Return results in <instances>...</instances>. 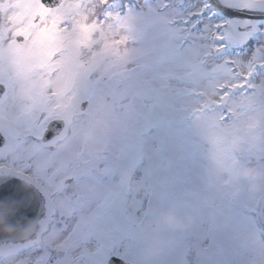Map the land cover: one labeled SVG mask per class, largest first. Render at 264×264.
<instances>
[{
    "label": "rangeland",
    "instance_id": "1",
    "mask_svg": "<svg viewBox=\"0 0 264 264\" xmlns=\"http://www.w3.org/2000/svg\"><path fill=\"white\" fill-rule=\"evenodd\" d=\"M136 1L122 0L119 4L123 9L122 15L116 20L115 33L119 39L128 38L124 46L120 45L124 49L122 54L117 57L112 51L104 54V41L101 49V42L91 41L93 46L87 79L92 82L90 100L93 112L89 126L84 128L85 131L87 129L86 136L82 137L84 129H80L78 135H81L76 134L77 137L68 143H65L67 137L58 140L55 143L58 148L52 155L43 151L44 162L48 158L52 159L45 162L44 175L53 177L41 185L44 200L40 224L49 225L44 240L59 249L52 262L37 259L39 264H69L73 256L93 251L104 242L114 243V247H124L121 251L128 252L129 256L135 250L132 247L138 244L145 248V256L157 257L162 261L160 264L176 263L183 256L184 231H190L194 227L193 223L201 225L200 215L210 209L225 220H216L215 233L201 230L199 240L204 245L216 243L222 246L228 250L222 252L225 257L241 256L246 237L255 232L252 214L256 213L257 200H248L247 204L239 202L240 196L234 189L239 179V168L249 164L251 153L259 156L257 144L251 140L234 145L230 154L220 162H216L211 154L214 147L225 140L226 128L237 123L231 116L222 120L225 112L220 106L238 105L244 93L226 96L219 104L208 101L211 94L220 100L221 95L216 94V89L224 81L203 80L201 77L207 66L198 65L200 57L197 49L204 48L201 36L205 43L211 41V32L198 35L199 32L195 31L192 33L194 41L191 45L183 46L181 54L168 57L169 62L166 59V65L171 67L172 73L171 102L164 103L161 100L163 97H155L148 85L145 67L150 58L151 61L162 59L154 57L161 56L157 49L166 48L164 45L168 38L170 48H176L175 39L182 37L181 25H173L171 19L191 10L180 9L179 5L184 0H142V6L138 5L136 10ZM69 2L63 0L64 11H67ZM165 4L169 5L168 8H164ZM70 16L66 14V20ZM107 18L108 23L115 20L111 15ZM165 18L168 26H165ZM71 19L72 27L81 24L75 17ZM192 20L195 18L192 17ZM215 23L217 21L208 19L203 27ZM75 31L72 29L64 33L70 35ZM156 35L164 45L158 42L157 46L152 40ZM254 43L253 40L250 47L242 48L246 53L245 58L251 55ZM117 44L114 43L113 47ZM74 56L73 49L66 55L72 61ZM133 61L137 64H133ZM103 65H108L110 72H115L118 67V70H127L128 74L133 65L139 66L140 84L134 89L116 83L102 88L99 82L108 71ZM47 68L45 66L44 70L45 95L50 86L47 83L50 80L48 73L46 75ZM244 70L242 66L241 72ZM186 71L190 74V80L185 82L178 76ZM53 77L57 82L61 79L56 74ZM253 83L257 85L254 96L258 101L253 114L264 121V83L260 78H255ZM196 88L203 91L204 96L200 99L204 100L200 108L188 110L198 100L191 96ZM133 91L137 94H133ZM48 102L45 101V105ZM48 106L52 108L50 104ZM47 113L54 114L51 111ZM187 113L189 119H186ZM76 127L73 126V129ZM211 139L216 140L210 142ZM76 155L79 156V164L69 170ZM260 161L257 166L264 165V156ZM77 169L83 178L68 181L66 176H73ZM217 190L224 196L218 197ZM200 195L204 198L215 195L213 198L217 201L201 202V198L197 197ZM223 208L229 210L224 212ZM167 212L175 213L183 221V226L162 228L159 221ZM245 212L251 227L244 224ZM161 234L167 237V242L160 251L151 252L149 241ZM133 242L139 243L133 245ZM40 253L38 248L34 249L33 258L40 257ZM27 254L24 256L27 264H34Z\"/></svg>",
    "mask_w": 264,
    "mask_h": 264
},
{
    "label": "flooded vegetation",
    "instance_id": "2",
    "mask_svg": "<svg viewBox=\"0 0 264 264\" xmlns=\"http://www.w3.org/2000/svg\"><path fill=\"white\" fill-rule=\"evenodd\" d=\"M70 1L67 5V11H64L65 7H62L61 13L64 17L66 14L71 15L67 19V31L72 29L77 31L70 35L62 33L53 42L46 36L38 39L34 35L31 38H29V35H25L24 39L18 40L20 34L30 33L29 26L22 22V10L18 6V0H0V177L17 176L16 181L33 186L43 185L53 177L44 175L45 162L50 158L44 162L42 159L43 151H47L50 153L49 155H52L58 148V145L55 144L58 140L67 137L68 141L66 140L65 143H68L77 137L76 134L78 135L80 129L87 128L91 120L90 94L92 82L87 79L93 46L91 41L93 39L104 41V54L112 51L117 57L123 53V48L120 45L113 47L115 41L119 39L113 30H115L116 20L122 15L123 8L119 5L122 0H108L107 3H98L93 0ZM138 8L139 6H135L136 10ZM109 12L115 19L110 23H108L107 18ZM247 13L264 14L259 12ZM208 15L210 16L209 19L219 20L218 22L231 19L233 23H244L243 18H247L253 24L259 23L262 27L264 26V19L259 17L237 15L223 17L213 9H210ZM78 16L80 17L77 18ZM72 17H75L76 21H81V24L72 27ZM97 17H101V19L98 21ZM164 23H166V18ZM165 26H168V24L166 23ZM200 30L201 26L196 28V32L201 34ZM190 32L191 30H189ZM181 39L182 37L175 39V49L170 48L169 38L165 45L158 41L157 35L152 39L157 43V46L159 43L166 46V48L157 49L161 56L156 55L154 57H162V59L157 58L158 60L151 61L150 58L147 66L148 85L151 86L155 97H163L161 100L164 103L172 100L170 96L172 73L171 67L166 65V59L169 62L168 57L182 53ZM190 39L194 41V35L190 36ZM103 43L99 49L102 48ZM251 44V40H249L243 48H248ZM72 49L75 51V56L72 57L74 62L66 57ZM236 49H228L227 54L233 55ZM197 51H199L200 57L197 63L199 66L204 67L205 65L202 64L204 48H199ZM161 61H163V65ZM45 66L49 67L46 69V75L48 73L50 78L47 81L50 86L46 91V95L44 89ZM104 67L108 70V65ZM131 68L130 74L127 70H118V67L115 68V72L108 70L102 76L99 84L102 88H108L111 83H116L118 86L123 84L134 89L140 83L141 70L137 65H133ZM54 74L61 77L59 82L54 80L56 77H53ZM178 77L185 82L190 80L188 71L182 72ZM261 81L264 83V80ZM191 96L195 97V94L192 92ZM45 101L52 108L47 107ZM47 111L54 114H48ZM45 115L47 116L45 117ZM52 118L63 121L64 126L60 132L65 130L66 133L64 132L62 137H59V132L51 139L43 141L42 134L45 124ZM73 126L77 127L73 129ZM86 131L84 129L82 137L86 136ZM212 140L215 139H211L210 142ZM249 141L251 142V140ZM254 142L260 150L259 156L251 153L248 162L257 165L258 162H262L260 158L264 156V135H258ZM198 147L199 145H197ZM79 156L73 157L75 163L70 169L79 163ZM50 160L52 161V159ZM76 174L80 177L82 173L77 171ZM70 176L68 174L66 178L69 179ZM214 196L204 198L200 195L197 197L201 198V202L203 200L216 202ZM217 196L223 197L224 194H220L217 190ZM248 200L250 199L240 197L239 202L242 201L247 204ZM263 202L261 201L259 205L255 204L256 213L252 214V226L255 232L246 237L244 247L241 249V256L237 258L225 257L222 252L228 250L222 246L216 243H206L204 245L199 240L201 230L206 229L211 233H215L217 232L216 220L218 218L219 221L225 220L222 215L218 216L219 214L210 209L205 214L200 215L201 225L196 226V223H193L194 227L190 231H184L183 242L185 248L183 256L178 262L172 264H264ZM228 210L229 208H223L224 212ZM247 216L245 212L243 214L244 224L251 227L249 218L247 221ZM44 237L45 226L42 223L40 224L39 219L35 232L26 240L0 244V264H27L24 257L27 253L31 256L34 264H39L37 259L52 262L57 257L56 248L45 241ZM194 238H197V240L194 241ZM137 243L139 242H133L132 244ZM113 245L114 243L104 242L93 251L72 257L69 264H124V262L127 264H160L162 262L155 256L153 258L145 256L147 253L145 248L138 246V244L132 247L135 250L131 256L128 252L121 251V248L124 247H114ZM37 248L41 251L40 257L33 258V250Z\"/></svg>",
    "mask_w": 264,
    "mask_h": 264
},
{
    "label": "snow or ice",
    "instance_id": "3",
    "mask_svg": "<svg viewBox=\"0 0 264 264\" xmlns=\"http://www.w3.org/2000/svg\"><path fill=\"white\" fill-rule=\"evenodd\" d=\"M107 3V0H104ZM216 3L223 8H232L243 12L264 13V0H216ZM18 6L22 10V22L27 24L30 33H22L18 40L24 39L25 35L36 36L38 39L46 36L50 41L68 30V21L61 13L63 0H56L52 4L50 0H18ZM168 4L164 8H168ZM213 8L212 0L200 5V10L189 11L177 14L171 19L173 25H182L184 30L195 32L198 25L201 32H211V41L205 43L201 36V43L204 47L202 64L206 69L200 74L203 80H223L220 93L222 96H232L234 93H244V98L236 106H223L225 114L222 120L233 117L237 123L230 128H226V138L218 143L213 151L212 157L216 162H220L226 155L230 154L234 145H241L249 140H255L258 135H264V121L258 119L253 112L256 110L258 101L255 99L257 85L253 83L255 78L264 80V27L259 23L253 24L247 18L244 23H233L231 19L217 22L203 27V22L197 20L192 22V17H202L205 12ZM111 15V12L108 13ZM98 21L101 17L96 18ZM191 32L189 35H191ZM200 35V33H198ZM249 40L255 43L251 48V55L240 52L228 55L230 48H243ZM128 38H122L115 43L126 44ZM192 39H184L183 45L187 47L192 44ZM214 61V63H213ZM244 66L245 70L241 72ZM55 174V173H54ZM17 176L0 178V193L7 187L13 186ZM6 195H0V199Z\"/></svg>",
    "mask_w": 264,
    "mask_h": 264
},
{
    "label": "water",
    "instance_id": "4",
    "mask_svg": "<svg viewBox=\"0 0 264 264\" xmlns=\"http://www.w3.org/2000/svg\"><path fill=\"white\" fill-rule=\"evenodd\" d=\"M50 2L56 3V0H50ZM212 2L215 7L228 14L264 18V15H251L231 8H223L215 0ZM60 127L59 121L48 122L42 138L44 140L50 138L59 131ZM0 195H6L5 198L0 199V241L24 238L34 230L40 215L39 193L30 185L13 182V186L7 187Z\"/></svg>",
    "mask_w": 264,
    "mask_h": 264
},
{
    "label": "clouds",
    "instance_id": "5",
    "mask_svg": "<svg viewBox=\"0 0 264 264\" xmlns=\"http://www.w3.org/2000/svg\"><path fill=\"white\" fill-rule=\"evenodd\" d=\"M238 173L236 194L244 199L264 201V165L246 164L239 168ZM159 222L162 228L183 226V221L172 212L163 214ZM166 242V236L158 235L149 241V249L158 252Z\"/></svg>",
    "mask_w": 264,
    "mask_h": 264
},
{
    "label": "bare ground",
    "instance_id": "6",
    "mask_svg": "<svg viewBox=\"0 0 264 264\" xmlns=\"http://www.w3.org/2000/svg\"><path fill=\"white\" fill-rule=\"evenodd\" d=\"M196 54V53H195ZM201 60V59H200Z\"/></svg>",
    "mask_w": 264,
    "mask_h": 264
}]
</instances>
